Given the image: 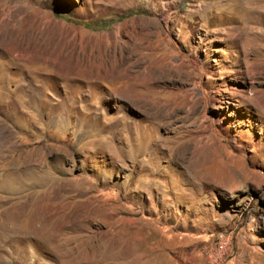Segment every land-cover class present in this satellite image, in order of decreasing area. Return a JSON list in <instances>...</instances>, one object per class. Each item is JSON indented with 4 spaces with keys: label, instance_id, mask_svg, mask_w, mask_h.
<instances>
[{
    "label": "rangeland",
    "instance_id": "374dc122",
    "mask_svg": "<svg viewBox=\"0 0 264 264\" xmlns=\"http://www.w3.org/2000/svg\"><path fill=\"white\" fill-rule=\"evenodd\" d=\"M0 16V264H264V0Z\"/></svg>",
    "mask_w": 264,
    "mask_h": 264
},
{
    "label": "bare ground",
    "instance_id": "6f19581e",
    "mask_svg": "<svg viewBox=\"0 0 264 264\" xmlns=\"http://www.w3.org/2000/svg\"><path fill=\"white\" fill-rule=\"evenodd\" d=\"M0 30H1V32L2 33H4L6 36H10V37H12V33L10 32V29L8 30V24H7V21L3 18H1V16H0ZM19 32V31H18ZM18 35V34H17ZM17 35L15 36L16 37V39H19V41L21 42V43H23L24 41L26 42L27 40L24 38V37H20V38H18L17 37ZM4 47V46H3ZM5 48V47H4ZM7 50V49H6ZM9 50V49H8ZM9 51H12V50H9ZM88 54V53H87ZM72 58H69V59H71V60H73L74 61V58H73V56H71ZM83 58H85V59H88V57L86 56V57H83ZM47 59V58H46ZM50 59H51V57H50ZM57 59H59V57H57ZM64 59V58H63ZM104 61H106L105 59H103ZM100 61H102V59L100 60ZM52 62L53 63H57V64H59V65H62L63 64V60L62 59H60L59 61H57L56 59H54V60H52ZM87 63V62H86ZM93 63H95V62H93ZM119 64L120 63H118V65H114L115 67H113L114 69H116V70H118V71H120V69L121 68H119ZM62 69H64L65 68V66L64 65H62V66H60ZM53 237H54V235H53ZM55 239V238H54ZM91 249V248H90ZM91 251V250H90ZM136 255V254H135ZM147 257V256H146Z\"/></svg>",
    "mask_w": 264,
    "mask_h": 264
},
{
    "label": "built area",
    "instance_id": "2783aa9c",
    "mask_svg": "<svg viewBox=\"0 0 264 264\" xmlns=\"http://www.w3.org/2000/svg\"><path fill=\"white\" fill-rule=\"evenodd\" d=\"M223 250V246H221V248H220V251H222Z\"/></svg>",
    "mask_w": 264,
    "mask_h": 264
}]
</instances>
